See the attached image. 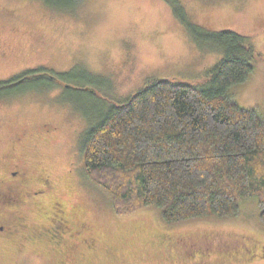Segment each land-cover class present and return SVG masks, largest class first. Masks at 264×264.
<instances>
[{
  "label": "rangeland",
  "instance_id": "1",
  "mask_svg": "<svg viewBox=\"0 0 264 264\" xmlns=\"http://www.w3.org/2000/svg\"><path fill=\"white\" fill-rule=\"evenodd\" d=\"M179 4L197 25L249 37L254 71L228 93L264 116V0ZM174 8L169 0H80L74 10L61 11L42 0H0V80L35 67L68 71L81 65L109 76L112 89L76 88L110 103L123 102L150 78L207 85L223 52L198 48ZM63 92L62 86L47 87L0 99V176L19 169L28 189L39 177L48 178L42 200L31 197L28 207H20L24 212L14 213L40 224L43 211L51 213L46 204L58 199L73 235L60 241L64 246H51L36 234L38 228L30 230L34 239L10 232L8 240L0 238V264H264L256 198L244 201L239 217L229 220L168 225L153 205L117 214L111 193L84 173L79 147L81 132L98 120L107 101L77 92V109Z\"/></svg>",
  "mask_w": 264,
  "mask_h": 264
},
{
  "label": "trees",
  "instance_id": "2",
  "mask_svg": "<svg viewBox=\"0 0 264 264\" xmlns=\"http://www.w3.org/2000/svg\"><path fill=\"white\" fill-rule=\"evenodd\" d=\"M42 1L65 11L80 0ZM169 1L198 48L223 52L207 85L150 78L123 102L110 103L93 90L76 88L102 90L107 84L111 90L109 76L81 65L68 71L35 67L0 80V99L62 86L63 100L77 109V92L105 101L98 120L81 132L79 147L84 173L111 193L117 214L153 205L168 225L229 220L239 217L244 201L256 198L264 224V116L228 93L254 71L255 48L245 34L193 23L179 0Z\"/></svg>",
  "mask_w": 264,
  "mask_h": 264
},
{
  "label": "flooded vegetation",
  "instance_id": "3",
  "mask_svg": "<svg viewBox=\"0 0 264 264\" xmlns=\"http://www.w3.org/2000/svg\"><path fill=\"white\" fill-rule=\"evenodd\" d=\"M19 172H21L19 169H13L7 173L6 177L0 176V188H2L0 190V238L8 240L11 235L7 234L14 232V235L21 233L24 238L31 239L33 238L32 236H35V234L30 231L31 228L34 230L35 228H38L36 234H38L39 238L45 237L47 245L52 246L54 243L59 246H64L61 245L62 243L60 244V241L63 242L69 235H73L72 228H74L71 221H69L68 212L66 211L64 202L58 199H53L51 203H47L46 206L51 204V213L48 214V211L44 210L43 212H46L47 215H41L45 221L40 224L31 220L28 221L29 218L22 213H14L22 210L20 207H28L27 202H29L31 197H34V202L42 200V196L47 190L45 188L50 184L48 178L39 177L37 186L28 189L25 186V180L22 177H18ZM44 204L45 203H42L41 206ZM22 211L24 212V210ZM14 215L15 218H13ZM26 230L28 234L25 233ZM78 236L80 237L81 234Z\"/></svg>",
  "mask_w": 264,
  "mask_h": 264
}]
</instances>
